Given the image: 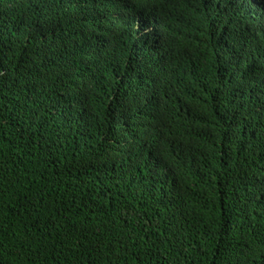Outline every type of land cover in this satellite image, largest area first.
<instances>
[{
  "label": "trees",
  "instance_id": "16d2710c",
  "mask_svg": "<svg viewBox=\"0 0 264 264\" xmlns=\"http://www.w3.org/2000/svg\"><path fill=\"white\" fill-rule=\"evenodd\" d=\"M0 264H264V0H0Z\"/></svg>",
  "mask_w": 264,
  "mask_h": 264
},
{
  "label": "snow or ice",
  "instance_id": "6c2138e0",
  "mask_svg": "<svg viewBox=\"0 0 264 264\" xmlns=\"http://www.w3.org/2000/svg\"><path fill=\"white\" fill-rule=\"evenodd\" d=\"M247 2L254 4L255 0H247Z\"/></svg>",
  "mask_w": 264,
  "mask_h": 264
}]
</instances>
